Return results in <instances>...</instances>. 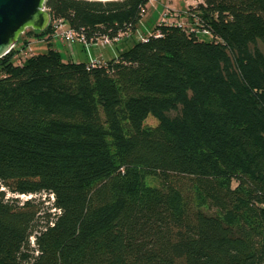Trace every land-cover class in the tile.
Listing matches in <instances>:
<instances>
[{"label": "trees", "instance_id": "1", "mask_svg": "<svg viewBox=\"0 0 264 264\" xmlns=\"http://www.w3.org/2000/svg\"><path fill=\"white\" fill-rule=\"evenodd\" d=\"M192 1L194 29L90 65L53 23L114 40L149 0H46L0 59V264H264V0Z\"/></svg>", "mask_w": 264, "mask_h": 264}, {"label": "water", "instance_id": "2", "mask_svg": "<svg viewBox=\"0 0 264 264\" xmlns=\"http://www.w3.org/2000/svg\"><path fill=\"white\" fill-rule=\"evenodd\" d=\"M46 0H0V59L16 45L25 30L44 31L50 18L44 10ZM115 2L121 0H83Z\"/></svg>", "mask_w": 264, "mask_h": 264}, {"label": "crops", "instance_id": "3", "mask_svg": "<svg viewBox=\"0 0 264 264\" xmlns=\"http://www.w3.org/2000/svg\"><path fill=\"white\" fill-rule=\"evenodd\" d=\"M186 2H187V7H189L191 4H189V1H186ZM146 8H147V5H146ZM146 13H147V10H145L143 17L146 15ZM179 16L181 15H178L177 19L170 16L169 19H166L167 23H164V24L165 25H175L174 23H176V25L181 26L184 23H186L184 21H187L190 24V21L187 19L186 14L184 15L185 17H182V16L179 17ZM164 17L166 18L167 16H164ZM141 20L139 21V23L141 22ZM168 20H170V23H168ZM139 23L137 24L135 31L132 34H128L126 36L120 37L118 41L114 44L102 46L98 42L92 45H84V44L79 43L78 41H74L71 46L72 54H73L74 47H76L77 50L80 51V61L79 62H77L78 55L74 54V59L76 63L87 64L91 61H95V63L99 65H103L113 59H116L120 53L131 48L134 44L138 42H143V40H146L151 35L150 34L147 36L143 35L140 29L139 30L137 29ZM50 44H51V49L57 51L60 57H61V53L58 51V48H62L67 53L66 46L64 45V43L62 42L60 38H53L50 41ZM26 51L29 52L30 55L44 54L47 51V44L44 41H30V43L27 46ZM67 57L69 56L67 55ZM61 60L63 61L62 57H61ZM66 61H63V62H66Z\"/></svg>", "mask_w": 264, "mask_h": 264}, {"label": "rangeland", "instance_id": "4", "mask_svg": "<svg viewBox=\"0 0 264 264\" xmlns=\"http://www.w3.org/2000/svg\"><path fill=\"white\" fill-rule=\"evenodd\" d=\"M186 1L187 0H151V1H149L147 4V8H146L147 13L142 18L137 29L138 30L140 29V31L142 32L143 35H146V36L149 34L152 35L153 30L157 26H159L160 24L167 23L166 19H169L170 16H172L173 18H176V19L178 18V15L185 17L184 15L186 14V16H188L187 12L190 13L191 6L195 7L197 2H194L192 0H188L189 4H191V5L189 7H187ZM164 16H167V17L165 18ZM181 16H179V17H181ZM184 22H186V23L181 25L184 29H186L187 31L194 29L191 27V25L187 21H184ZM168 23H170V20H168ZM174 24L176 25V23H174ZM65 28H67V26ZM62 30L64 31L65 29H62ZM27 31H30V30L27 29L24 32H27ZM199 41L210 42L211 37L210 36H207V37L199 36ZM64 45H66V44L64 43ZM66 49H67L68 54L62 48H58V51L61 53V57H62L63 61L68 60L67 55L74 58V54L78 55L77 62L80 61V51L77 50L76 47H74L72 56L70 55L67 47H66ZM29 56H32V55H30V53L27 51H25L21 54L22 59H26ZM18 61L19 60H17L16 63H20ZM74 62H76L75 59H74ZM177 114H178V112H169L166 116L168 118H173ZM156 125H157V122L152 117H148L144 122V126H147V127H155ZM146 182L149 184H154L153 179H150V178H148L146 180ZM8 197L17 198L20 202H24V201L29 200L31 198H37V197H24V196H8ZM42 199H44V196ZM50 202H52L51 199H50ZM51 212H53V210H51Z\"/></svg>", "mask_w": 264, "mask_h": 264}, {"label": "built area", "instance_id": "5", "mask_svg": "<svg viewBox=\"0 0 264 264\" xmlns=\"http://www.w3.org/2000/svg\"><path fill=\"white\" fill-rule=\"evenodd\" d=\"M65 27H66V24H64L62 21L54 22L53 23V28H54L53 38H60L66 44L65 46L68 48V51H69L70 55L72 56L71 46H72L73 42L78 41L79 43L84 44V41L82 39H79L78 37H76V34L72 30L68 29V27L67 28H65ZM62 29H65V30L63 31ZM119 38L114 39V40H108L106 38H103V39H100L98 42L102 46H105V45L114 44L115 42L118 41ZM89 64L94 65L95 61H91V62H89Z\"/></svg>", "mask_w": 264, "mask_h": 264}]
</instances>
